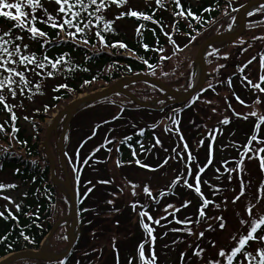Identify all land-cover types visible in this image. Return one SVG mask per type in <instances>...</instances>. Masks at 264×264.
Returning <instances> with one entry per match:
<instances>
[{
	"label": "trees",
	"instance_id": "obj_1",
	"mask_svg": "<svg viewBox=\"0 0 264 264\" xmlns=\"http://www.w3.org/2000/svg\"><path fill=\"white\" fill-rule=\"evenodd\" d=\"M237 1L239 0H196V3H194L193 0H181L182 8H175L174 5H168L167 10L160 9L155 0H139L137 2L138 5L134 3V0H127V3L122 6L111 4L110 7H108L104 12L107 20L114 21L110 27L114 28L116 32L115 35L111 34L110 32L104 33L109 47H103L94 34L89 35L88 38L90 42L87 45L84 44L79 37L76 40H71L70 38L64 37L63 34L61 35V40L63 41L68 39V42L56 43V32L59 31V29L53 30L43 24H36L38 28L48 32L50 38L54 41L47 50L50 57L55 58L59 55L68 54L71 57L74 65H78L79 69L87 68L88 71L77 69L70 75H67V78L62 74H57L54 76V78H47L43 81L42 85V91L44 94H36L32 99L27 98L29 93H26L25 96L22 97L18 92L15 99H12L11 96L8 95L6 102L10 105L16 106L13 108V111L17 116V120L15 122L16 127L19 129L17 133H12L11 113L3 109V105H0V125H4L5 128L4 132H0V165H2V169H0V177H9L11 183L17 185L16 190H19V192L22 193L20 198V204L22 205L21 210L19 212H17V210H10L11 213L17 217V219L13 220L9 218L6 221L5 219L0 218V238L4 237L5 235L8 237L6 241L0 242V260L17 252L39 250L41 244L51 233L55 225L69 214V202L64 193L52 181L50 162L45 154V151L41 147V142L46 136L45 134L48 130L46 119H50L52 117L54 110L68 106L71 101L75 100L81 95L96 92L98 87H110L119 80H122L126 77L135 75L153 76L155 71L163 67L164 63L169 62L178 53L186 50H188L189 53H191L193 50L196 51L207 39L231 29L239 13L240 7L243 5L242 4L240 7H237ZM10 2H15V0H10ZM42 2L44 3L45 7H47L49 13H52L53 15L56 14L58 6L55 5L54 2L50 3L48 0H42ZM205 8H211L213 10L211 12H205ZM189 9L193 13L202 17L204 22L199 23L195 20H192V27L190 28L188 26V20L173 16V11L184 10L186 14ZM129 10H136L152 15V20L144 21L142 17L136 18L129 17L127 15L121 19H116V17L119 16L121 12L126 13ZM12 11L15 13L14 9ZM26 11H30V9H26ZM36 15L37 17H40L43 15V12L38 10ZM153 20L158 21L159 23H153ZM177 20L179 21V24L174 27ZM12 24L13 22H9L6 18H0V31H7L12 27ZM141 24H144L145 27L140 28ZM252 25L253 24H248V27ZM102 26L103 24L101 23V27ZM256 26H264V22L256 24ZM161 27H163V32L161 31ZM138 28L140 29L139 34L137 32ZM193 29H195V31H193ZM152 30H154V32ZM165 33L171 35L172 40H174L176 45H179V47L173 45L169 41L168 35H165ZM15 34H22L25 36L23 43L30 45V52L39 53L41 51L39 42L31 41L29 39L28 33H20L17 29L14 31V35ZM191 36H195L196 39L194 41L191 40ZM114 42L125 43L127 45V49H131V51L127 49H120L118 47L112 48L110 45ZM144 45L149 46L148 51L145 50ZM185 45H187V47H185ZM159 48H163L164 51L159 52L152 50ZM259 53L260 52L256 53L255 56L259 57ZM261 53L264 54V47ZM162 55L168 58L165 60H160V56ZM209 58L211 59L212 56L208 57V61ZM145 59H147L149 64H152L154 67L149 68L148 65L144 63ZM247 61L243 62L240 53L235 54L227 62L225 67H223L224 69L222 74L218 75L220 79L216 77L211 84V87H205L200 96L203 97L205 94H207V92H213L211 89H214L216 86L224 85V88L227 89V93L231 92L232 97L236 96L239 101L244 102L243 104H247V98L245 96L243 97L241 93L237 94L234 88L236 78L241 76L243 79L244 76H248L247 71L251 67H255L256 64L258 66L260 63V61L258 62L257 59L254 60L252 64L245 68V75L243 76L239 69L245 65ZM194 66L195 58L190 57L185 62L184 67H180L177 72L171 75V77L166 79L162 78L161 81L172 89L188 90L192 87ZM227 69H233L235 72L227 74ZM255 76L248 77V79L255 82L257 80V77ZM29 78L33 80V82L40 80L39 77H36L32 74H29ZM85 81L91 82L85 84ZM228 81H231V86H229ZM65 83H67L72 91H68L64 88H61L58 92L55 91L59 85ZM261 86L264 87V84ZM135 87H141L150 90V93L145 95V97L160 98L164 95L163 91H161L159 88L147 83H137L128 86L127 90L131 91ZM240 91L243 92V90ZM137 97L142 99V96ZM20 104L23 105L22 108L19 106ZM27 104L35 105V108L32 110L33 114L31 117L26 115H23L22 117L20 116L19 110L21 111V109H25ZM98 104L100 103H97L96 105ZM45 106H47V111H45ZM128 106L129 107L122 106L121 109L125 111H128L130 108H133L135 111L143 110L132 103ZM174 109L179 110V112L175 115L173 113ZM166 112H169L168 115L166 114L167 118H174L175 116L179 118V123L181 122L180 126L183 130L184 127L182 126V115L186 113L184 108L170 106L166 109ZM166 112L162 113L163 115L161 118H163ZM24 117H28V119L25 120ZM168 120L172 121L171 119ZM234 121L238 120L234 118ZM60 131H62V128ZM144 133V136H134L131 141L127 142V144H119L118 158L122 161V165L131 164L137 170L146 171L138 167L135 164V161L137 159H139L141 162H144V160L147 161L146 158H144L145 153H148V157H150V159L152 158L151 160H154V156L151 155L150 149L152 146H154L156 149L157 144L155 130H146ZM13 136L15 138H12ZM194 137H196V135H194ZM189 138L190 140L194 139L193 136H189ZM176 140L178 141V139ZM176 140L173 139L172 143L166 142L167 144L165 145L167 149V155L164 153L165 157L159 164L154 166L150 165L149 163L142 162V164H147L151 168H157L160 170L169 164L170 161L176 163V158L174 157L175 153L172 151L174 148H176ZM138 141H142L143 144L146 142H151V144L149 146H147V144L143 145L142 149ZM133 152H135V155H133ZM98 153L99 152L96 151L92 154H88L87 156L94 157ZM55 158L57 176L63 179V169L59 164L58 157ZM165 159H168V163L163 167H160ZM33 160L36 161L35 166L32 164ZM67 166L73 188L78 194V205L81 218L82 234L80 235L77 247L68 259L61 262L23 261L20 263L117 264V251L114 250L113 247V237H115V249H118L119 264H128L129 257L135 256L137 254L138 245L145 240V232L141 227V217L139 216V212L142 209L137 207L134 210L132 207V210L134 211L133 215H135L137 219L136 227L133 230H131V224L128 226L130 218L129 220L126 218L129 213L125 214L124 216H122V214L118 215L117 219H114L109 226L105 227V221L100 220V217H102L104 214L103 209L98 212L94 205L88 204L86 195L87 193H82V190L86 184V182L83 181V178L85 177L84 172H81L80 168H77V171L74 172L73 169L76 167L72 164L69 158H67ZM196 167L197 166L195 165L194 175H196L198 172V168ZM148 172L152 173L150 171ZM77 175H79V180H77ZM176 187V194L167 195V198H170L174 201L169 202V200L168 202L171 204H177L179 202L177 198H180L181 196H184L182 198H185V196L191 194L193 195L195 193L194 190L189 189L188 191L187 187L185 186L177 185ZM176 187L174 189H176ZM25 193H27L26 197L24 195ZM210 196L211 197L207 198L214 200L216 203L217 201L219 203L222 201L221 198V200L218 199L220 195H214L212 191L210 192ZM165 199L166 195L161 198L159 205L154 203L149 205L146 203V211L151 214L152 211L149 209V206H153V209L161 211V209H163L166 204H168L164 202ZM210 206L212 205H209V207ZM159 211L156 212L155 216L152 214L154 220L161 217ZM0 212H4L5 215H7V212L3 209H0ZM29 212L33 213L34 215L29 216ZM36 216H39V219H36ZM197 216L198 212L196 213V217ZM144 220L147 221V216L144 217ZM164 221L165 220H161V222ZM64 228L66 227L62 226L58 229L53 237V240H55L57 235H59ZM21 232H23L24 235H27L29 237V241L32 242L24 240L23 236L20 235ZM95 232H97L96 241L99 239H104L107 244V250L103 252V250L99 248L96 251L98 247L94 244L92 246L93 249H91L94 254L89 255V252L86 250L90 248H88V245H91L92 240L90 241V235H93ZM96 243L99 246V243ZM65 244L66 243H61L57 246L52 245L50 251L63 252V248L66 246ZM249 244L251 245V247L248 249L250 251H253L258 247L255 241H250ZM147 246H150L151 248L153 245L147 243L145 244L146 258L148 251ZM154 246L156 249V242L154 243ZM84 250L87 255L85 253L83 254L89 258L85 259L83 262H80L78 257ZM101 250L104 254L102 259H100L102 254L100 257L98 255ZM177 254L179 255L180 252L177 251ZM97 260L99 261L97 262Z\"/></svg>",
	"mask_w": 264,
	"mask_h": 264
},
{
	"label": "rangeland",
	"instance_id": "obj_2",
	"mask_svg": "<svg viewBox=\"0 0 264 264\" xmlns=\"http://www.w3.org/2000/svg\"><path fill=\"white\" fill-rule=\"evenodd\" d=\"M139 0H134V3L138 5ZM196 3V0H193ZM251 0H239L236 3L237 7H240L242 4H246ZM134 5V6H136ZM264 22V11L258 10L249 16L248 23L253 24L250 27H247L242 36L233 44L230 45L226 43L218 44L217 46H213L208 55L212 56L207 59V69L208 76L206 80V84L204 88L211 85L214 79L221 75L224 68H219V65H226L227 62L233 57L235 54L240 53L241 59L243 62L251 59L256 53H259V57H257L258 62L260 61V54H262V50L264 47V40L255 39L256 37H264V26H256V24H260ZM251 45V47H249ZM202 46V45H201ZM227 48V49H226ZM248 49L244 51V49ZM200 49V48H199ZM199 49L196 51L193 50L189 53L188 50L182 51L174 56L169 62L163 64V67L158 69L153 73V76L159 80L166 79L171 77L173 73L177 72L180 67H184L185 62L188 58L194 57L195 60L197 58V54ZM221 52H216L220 51ZM195 52V53H194ZM209 56V57H210ZM227 57V59H224ZM219 68V71L217 69ZM230 69V68H229ZM227 69V74L234 73L235 71ZM247 78L255 76L257 80L253 83L259 82V77L262 74L260 63L255 67H251L247 71ZM245 72L243 73V76ZM195 80V76L193 77V81ZM241 76L236 78L234 83V88L236 93H241L242 96L247 98L248 103L242 104L238 99L232 97L231 92H226V88L224 85L216 86L213 92H207L203 97L200 96L196 100V103H192L190 106L191 109H188L186 113L182 115V126L183 132L191 146L192 150L195 152V161L193 167L195 165H199L200 168L204 169L203 172L200 173V186L202 189V193L204 197H211L210 192L212 191L209 185L217 186L223 189L234 188L236 191H225L222 195L228 198L227 208L226 210L222 207L221 209H216L213 206H210L209 209H205L207 217H215L218 214L223 215L227 220L226 229L220 230L218 228V222L216 220H207L206 222L202 221L201 224L197 227L194 224L191 225L196 232L204 231L207 227V224H211L214 228H217V231L214 232H205L204 238L197 240L195 236H189L186 232H171L169 229L171 228H183L184 225L177 224L175 222L168 223V221H172L173 218L169 215L167 221L161 222L162 225H167V227H160L149 221L147 218L146 223L149 224L150 227L154 228L156 232L153 234L157 237L154 243H157L156 249L154 246V251L156 256L158 257L157 264H181V253L186 252L187 255L184 258L185 264H196V260L192 258L193 249L196 247V244L201 245L207 251L204 254V259L207 261L208 258H216L217 251L221 247L231 248L235 245L230 242V236L233 233H236L240 228L239 219L236 216V211H243V198L241 202H237L235 205L231 203V199L235 194L238 193L240 188V176L237 173H233V180L231 183L228 180V175L225 173L224 167L222 166V162H229L227 167L234 168L236 167L235 161L243 159V168L246 169V172L242 174V178L247 182L251 180L253 187L255 188L261 180H264V172H262L260 168V160L264 159V153H259L255 158L249 160L247 156L242 157V153L244 151L243 146L248 143L249 137L254 134V124L258 123V120L255 117H251L249 114L253 111H257L258 114H264V93H259L257 90L253 89L250 85H248L247 80H243ZM237 83V84H236ZM193 84V82H192ZM242 87V88H241ZM103 88L97 89V91H101ZM253 89V90H252ZM240 90H243L241 92ZM180 93H187L188 90H177ZM133 95L142 96L143 101H149L156 98L145 97L150 90L141 87H135L130 91ZM89 94H85L79 97H85ZM135 95V96H136ZM260 99L262 103L256 104L255 101ZM79 99V98H78ZM140 99V98H139ZM141 99V100H142ZM173 98L169 97V100ZM206 101H210L207 103ZM71 101L68 106L72 103ZM165 103V102H164ZM188 101L182 103H174L172 105L176 107H184ZM131 104L130 101L125 99L122 96H113L108 101H103L102 103L96 105L93 104L90 107L85 108L81 112H79L76 117H74L70 124V133H69V142L65 141V150L68 158L71 160L72 164L76 167L82 168L81 172H84L83 181L86 182L82 193H87V202L88 204L94 205L98 212L103 209V216L100 217V220H104L105 227L109 226L110 223L118 218V215L129 213L126 218L129 220L128 226L131 224V230L136 227V216L133 215L134 211L132 210V204L138 202L139 204L150 202L146 193L143 189L147 186L150 188L152 195L154 198H158L161 200L159 193L161 191H172L175 194L177 193L176 189L171 187L172 183L177 179L180 173L184 172L187 174V169L185 167L184 161H187V151L184 150L180 146L177 151H181L184 155V161H180L178 157L176 158V163L170 161L163 169L154 171L149 173L148 171H140L137 170L133 165H122L117 166L116 161L118 158V153L116 149H119L120 140L127 136H139L141 131H154L155 137L160 140V144L156 145V149L152 146L151 155L154 156V160H151L148 157V153L144 154L143 163H149L154 166L159 164L162 159L165 157L164 153L166 149V142L172 143V140H176V134L178 137H181L182 130L176 129L172 121H169L167 115L169 112H166L168 107H165L163 111H150V110H142L135 111L133 108H130L128 111H123L121 109L122 106L129 107ZM228 104L234 108L236 113H240L241 117L245 115H249L247 120L243 118L237 119L238 121H234L233 115L230 113L228 109ZM163 103L157 104L156 107H162ZM247 105V107H245ZM68 106L61 107L59 109H55L53 115L50 119H46L47 126L51 125L59 115L60 112L66 109ZM35 108L33 104H27L25 109H21L20 116H32V110ZM166 112L163 115L162 113ZM171 113V112H170ZM167 114V115H166ZM166 115V116H165ZM229 118L230 123L228 125H223L220 123L224 118ZM116 118V119H115ZM178 120V119H177ZM64 119L61 121V125L58 126L57 130H55L50 137L49 145L54 157V161L56 164V158L60 157L58 153V142L60 139V135L62 131L60 129L63 125L64 127ZM99 126V127H97ZM189 128V129H187ZM218 130L216 131L215 129ZM190 130V131H189ZM209 130H213L212 135L215 137L214 140L209 136ZM176 133V134H175ZM46 135V134H45ZM196 135V137H194ZM189 136H193V140H190ZM261 137H264V126H262V131L260 133ZM174 137V138H173ZM112 141V143H107V141ZM203 141L201 144L200 141ZM45 137L41 142V147H45ZM177 141V140H176ZM147 146L151 144V142H146ZM143 144V145H145ZM102 145H106V147H102ZM180 145L177 141L176 146ZM211 145L212 151L210 154V161L208 163V147ZM253 146L257 147L255 142H253ZM55 147V148H54ZM99 147V153L94 157H88V154H92L96 152L95 150ZM107 149H112L109 152ZM153 149V150H152ZM184 150V151H183ZM78 154V159H77ZM170 154V153H169ZM248 155H252L251 152ZM88 160L87 164L84 163L85 160ZM150 161V162H149ZM147 165V164H146ZM204 165V166H203ZM198 168V167H196ZM220 169L219 173L216 169ZM196 170V169H195ZM64 172V171H63ZM67 172L69 175V171L67 168ZM220 176L221 179H217L216 177ZM194 173L191 178H189V183L194 184L195 188V180ZM70 178V175H69ZM61 179V178H60ZM64 180V178L62 179ZM207 180L209 183L204 184L203 181ZM102 181H110V183H101ZM71 182V178H70ZM88 182V183H87ZM0 183L4 185H12L9 177H0ZM132 184L139 185L135 189L132 188ZM72 185V182H71ZM178 186H184L183 180L181 179ZM191 188L190 190H194ZM17 188H5L0 190V197L8 196L11 198L14 203H9L8 200L0 198V209L5 210L6 207L9 210H16L15 205L20 204L21 192L16 190ZM122 189V191H121ZM176 190V191H175ZM189 191V188H187ZM135 191L136 195H132V192ZM189 194V192H188ZM191 194V193H190ZM173 195V194H172ZM171 195V196H172ZM222 195L218 199H222ZM181 196L178 199V203H174L176 207L181 208L186 201H190V204L187 207L181 208V211L177 212L176 218L179 220H184L186 217H192L193 221L197 218L196 213L198 212V207L202 203L201 197L194 193L193 195H187L185 198ZM163 198V197H162ZM183 199V200H181ZM220 199V200H221ZM113 201L112 204H109L108 201ZM170 200V201H169ZM219 200V201H220ZM174 202L170 198H167L164 202L170 204L169 202ZM217 203H219L217 201ZM221 203V202H220ZM166 204V205H168ZM164 206V205H163ZM162 206V208H163ZM149 209L152 211L150 215H156V212L159 210L153 209V206H149ZM164 209V208H163ZM161 209L160 215L164 216L166 213ZM173 209H169V212H172ZM254 211H264V209H260L257 207ZM101 214V213H100ZM152 218L154 220V217ZM80 235L82 234V227L79 225ZM168 232V235L163 236L164 232ZM245 233L247 229H244ZM156 233V234H155ZM68 231L64 228L59 235L52 240L51 246H57L61 243H66L63 248V252L68 247ZM97 232L93 235H90L91 245H88L86 251L89 252V255H93L91 249H93V245L95 244L98 248L96 251L101 248L103 252L107 250V244L104 239H99L96 241ZM173 241H183L173 243ZM210 241H214L216 246L212 247ZM99 243L98 244L96 243ZM90 243V242H89ZM167 245V247H165ZM51 246L49 248L50 253H62V252H51ZM147 257L151 255L152 248L147 246ZM100 251L98 254L99 257L102 254L103 258L104 254ZM177 251L180 254H177ZM85 252L79 255L78 260L83 262L86 257ZM96 255V254H95ZM99 260H97L98 262ZM17 264H25V263H17ZM75 264H83V263H75ZM104 264V263H102ZM126 264V263H124Z\"/></svg>",
	"mask_w": 264,
	"mask_h": 264
},
{
	"label": "snow or ice",
	"instance_id": "obj_3",
	"mask_svg": "<svg viewBox=\"0 0 264 264\" xmlns=\"http://www.w3.org/2000/svg\"><path fill=\"white\" fill-rule=\"evenodd\" d=\"M48 2H54L55 5L58 6L56 10V14L53 15L49 13L47 7H45L42 0H15V2H10V0H0V18H6L9 22H13L12 27L9 28L7 31H0V105H3V109L7 110L11 113V121H12V133H17L19 129L16 127V120L17 116L13 111V108L16 107L15 105H10L6 101L8 99V95L11 96L12 99L17 97L19 92L20 96H25L26 93H29L27 96L28 99H32L34 95L39 94L43 95L42 85L43 81L47 78H54L57 74L70 75L72 72L79 69L78 65H74L71 57L68 54L59 55L55 58L50 57L48 55V48L53 44V40L50 38L49 33L41 30L36 26L37 23L43 24L53 30L59 29L56 32V43H67L68 39L61 40V35L63 34L64 37L70 38L71 40H76L78 37L82 40L84 44H89V35L94 34L95 37L98 39L99 43L103 47H109V44L106 40V36L104 35L105 32H110L111 34L115 35V29L111 28L110 25L114 23V21L107 20L104 12L110 7L111 4H116L117 6H122L127 3V0H48ZM156 4L160 9L167 10L168 5H174L175 8H182L181 0H155ZM15 10L13 13L12 10ZM26 9H30V11H26ZM40 10L43 12V15L37 17L36 12ZM213 9L205 8V12H211ZM261 11H264V6H261ZM125 15L129 17H136L141 18L144 21L152 20V15L139 12L136 10H129L128 12H121L116 19H121ZM174 17H180L182 19L188 20V26L192 27V20H195L199 23H203L202 17L193 13L190 9L185 14L184 10L180 11H173ZM191 18V19H189ZM101 23L103 26L101 27ZM153 23H159L158 21L153 20ZM179 24L177 20L175 22V26ZM145 25L141 24L140 28H144ZM19 30L20 33H28L29 39L33 42H39L41 51L37 52H30L29 51V44L23 43L25 36L22 34H15V30ZM74 29V31H73ZM94 29V32H93ZM154 32V30H152ZM161 31L163 32V27H161ZM195 31V29H193ZM139 34L140 29H137ZM168 35V33H165ZM169 41L176 45V42L172 40L171 35H168ZM195 36H191V40H195ZM255 39L264 40V37H256ZM158 43V41H157ZM112 48H120V49H127V45L123 42H114L110 45ZM187 47V45H185ZM251 47V45L249 46ZM146 51L149 50L148 45H144ZM131 51V49H127ZM153 51L163 52V48L159 49H152ZM248 49H244L247 51ZM168 57L160 56V60H165ZM227 59V57H224ZM257 57L254 55L251 59L247 61L245 65H243L239 71L241 74L244 73L245 68L248 65L252 64ZM144 63L148 65L149 68H153L152 64H149L148 60L145 59ZM260 66L262 70V74L259 77V82L253 83L252 80L248 79L247 76H244L243 79L247 80L248 85H250L253 89L257 90L259 93H264V87L261 85L264 84V54H260ZM225 65H219V68H223ZM219 68L217 71H219ZM82 71H88L87 68L79 69ZM29 74H32L36 77H39L40 80L37 82H33L29 78ZM91 81H85L84 83H90ZM229 86H231V81H228ZM211 87V85H209ZM61 88L67 89L68 91H72L71 88L65 84L59 85L55 91H59ZM58 98V97H57ZM210 103V101H206ZM243 104L244 102L241 101ZM256 104L262 103V101L258 98L255 101ZM21 108L23 107L22 104L19 105ZM247 107V105H245ZM38 111V110H37ZM45 111H47V106H45ZM179 110L174 109V115L177 114ZM233 115L237 118H241L240 113L233 112ZM251 117H255L258 120V123L254 124V134L249 137L248 143L243 146L244 151L242 153L243 156H247L249 160L255 158L259 153H264V137L260 136L262 131V126H264V114H258L257 111H253L249 114ZM249 115H245L242 118L247 120ZM25 120L28 117H24ZM172 120L173 124L177 123V121L173 117H169ZM7 123V122H6ZM223 125H228L230 123L229 118H224L220 121ZM99 127V126H97ZM5 128L4 125H0V132H4ZM213 130H209V136L212 140L215 137L212 135ZM140 136H144L145 133L141 131L139 133ZM12 138H15L14 136ZM181 140L183 137H180ZM133 139L132 136H127L120 140L121 144H127L128 141ZM253 142H255L257 147L253 146ZM107 143H112V141H107ZM140 147L143 149L142 141H138ZM160 140L156 138V144H160ZM200 143L202 144L203 141L201 140ZM102 147H106V145H102ZM180 148V145H177L172 151L175 153V157H178L180 161H184V155L181 151H177ZM183 148L187 151V144L184 143ZM109 152L112 149H107ZM99 151V147L95 150ZM119 152V149H116ZM150 151V150H149ZM167 151V149H165ZM251 152L252 155H248ZM135 155V152H133ZM173 158V157H169ZM78 159V154H77ZM193 157L191 153L188 154L187 161H184L185 167L187 169V174L184 172L180 173L177 179L172 183L171 187L174 189L181 181L183 180V185L189 189L193 188V185L189 183V177L192 176L191 171V161ZM88 160L84 161L87 164ZM135 163L140 166L141 168H148L150 171H157V168H149L148 165L142 164L139 159L135 161ZM168 163V159L163 161V164L160 167H163L165 164ZM208 163H211L209 160ZM229 162L224 161L222 162V166L224 167L225 173L228 175V180L231 183L233 180V173H237L240 176V188L237 194L231 199L232 204H236L237 202H241L243 198V211H236V216L239 219L240 228L236 233H233L230 236V242L233 243L235 246L229 248L221 247L217 251L216 258H208L207 261L204 259V254L207 251L204 247L199 244H196V247L193 249L192 258L196 260V264H264V211H254L257 207L260 209H264V180L254 188L252 185L251 180L245 181L242 178V174L246 172V169L243 168V159L235 161L236 167L228 168ZM32 164L35 166L36 161H32ZM117 166H122V161H116ZM198 172L194 177L195 180V188L194 191L197 195L201 197L202 203L198 208V216L193 221L192 217H186L184 220H179L176 218V213L181 211V208L176 207L174 204H168L164 207L163 211L166 215L161 216L155 220H153L152 216L146 211L147 205L139 204L138 202L133 203L131 206L135 210L137 207H140L142 210L139 212L140 224L142 229L145 232V240L138 245L137 254L135 256H130L128 259V264H157L158 257L154 251V241L156 237L153 235L155 229L150 227L148 223L145 222L144 217L147 216L149 221H152L155 225L160 227H167V225H162L161 220H168V216L171 215L173 217L172 221H168V223H177L184 225L183 228H171L169 231L171 232H186L189 236H195L197 240L204 238L205 232H214L217 231V228H214L211 224H207V227L204 231L196 232L191 225L199 226L202 221L206 222L207 220H216L218 222V228L220 230L226 229L227 220L223 215H217L215 217H207L205 209L212 205L216 209H221L222 207L226 210L228 198L223 196L222 194L225 191H233L236 190L234 188L230 189H223L217 186L209 185L214 195H222L221 203H216L214 200H210L204 197L201 187H200V173L203 172L204 169L200 168L199 165ZM260 168L262 172H264V159L260 160ZM0 169H2V165H0ZM74 172L77 171L76 168L73 169ZM219 173L220 169H216ZM217 179H221L220 176L216 177ZM77 180H79V175H77ZM101 183H110V181H102ZM204 184H208L207 180L203 181ZM17 185H4L0 183V190L5 188H16ZM139 187V185L132 184V188L135 189ZM39 191V190H37ZM122 191V189H121ZM143 191L146 193L147 197L149 198L151 203L159 205L160 199L154 198L152 192L149 187H145ZM175 194L174 192H165L161 191L159 196L162 198L165 195ZM25 197L27 193L24 194ZM132 195H136L135 191L132 192ZM5 200H8L9 203H14L8 196L0 197ZM109 204H112L113 201L109 200ZM190 204V201H186L182 207H187ZM17 212L21 210L22 205L16 204L15 205ZM169 209H173L172 212H169ZM7 215L4 212H0V218L5 219L6 221L11 218L16 220L17 217L11 213L9 209H5ZM29 216L34 215L33 213L29 212ZM36 219H39V216H36ZM247 229L245 233L244 229ZM259 232V234H258ZM23 236V239L29 241V237L24 235L23 232L20 233ZM168 232H164L163 236H167ZM8 237L5 235L4 237L0 238V242L6 241ZM250 241H255L258 247L250 251L248 250L251 245L249 244ZM32 242V241H29ZM183 242V241H173V243ZM153 245V249L151 255L146 258L145 256V244ZM212 247H215L216 244L214 241H210ZM113 247L114 250L117 251V264H119V255L118 249H115V237H113ZM167 247V245L165 246ZM87 255V253H86ZM187 255L186 252L181 253V264H185L184 258Z\"/></svg>",
	"mask_w": 264,
	"mask_h": 264
},
{
	"label": "water",
	"instance_id": "obj_4",
	"mask_svg": "<svg viewBox=\"0 0 264 264\" xmlns=\"http://www.w3.org/2000/svg\"><path fill=\"white\" fill-rule=\"evenodd\" d=\"M261 6H264V0H253L249 3H247L244 7H242L240 14L238 16V27L235 31H232L230 33H224L218 36H214L210 39H208L199 49L197 58H196V71L199 73V78L196 84L194 85L193 89L188 93H180L177 92L160 81L153 79L151 77L146 76H135L131 78H127L124 80H120L115 85L108 87L106 89H103L102 91L93 93L91 95L81 97L77 99L76 101L72 102L66 109H64L60 115L54 119L53 123L50 125L46 138H45V148H46V154L50 162L51 167V175L52 179L55 185H57L67 196L69 203H70V214L68 217L60 220L51 233L49 234L48 238L44 241L41 249L39 251H22L18 252L12 255H9L8 257L0 260V264H15L20 261L25 260H35V261H45V262H55L60 261L63 259L68 258L74 248L77 245L78 238H79V225H80V219H79V212H78V202L76 194L72 188L70 178L67 172V165H66V158H65V145L64 140L67 134L70 131V124L72 119L84 108H87L94 103L103 101L105 99H108L114 95L120 94L128 97L134 104L137 106L144 108V109H152L154 108V104L160 102L163 99H166L167 97H173L176 99L174 103H182L185 101L190 100L192 97L196 96L201 89L204 87L206 80H207V65H206V53L209 50L210 47L216 46L218 44L222 43H233L236 41L239 37L242 36L244 33L246 26H247V19L250 13L254 12L255 10L261 8ZM138 82H148L152 83L154 85L159 86L162 88L166 95L164 98L156 100L154 102H142L139 99H137L135 96H133L131 93H129L126 90V87L138 83ZM65 118L64 120V129L60 136L59 142H58V151L60 154V163L63 168V171L65 173V180H60L56 176V167H55V161L54 157L52 155L49 140L51 137V134L57 130L58 126L60 125L61 120ZM63 224L68 225V247L66 251L62 254H54L49 252V247L52 241V238L57 231L59 227H61Z\"/></svg>",
	"mask_w": 264,
	"mask_h": 264
},
{
	"label": "bare ground",
	"instance_id": "obj_5",
	"mask_svg": "<svg viewBox=\"0 0 264 264\" xmlns=\"http://www.w3.org/2000/svg\"><path fill=\"white\" fill-rule=\"evenodd\" d=\"M196 80H198V78Z\"/></svg>",
	"mask_w": 264,
	"mask_h": 264
}]
</instances>
